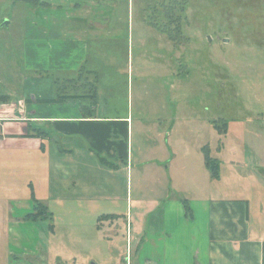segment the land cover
Returning <instances> with one entry per match:
<instances>
[{
	"label": "crops",
	"instance_id": "obj_1",
	"mask_svg": "<svg viewBox=\"0 0 264 264\" xmlns=\"http://www.w3.org/2000/svg\"><path fill=\"white\" fill-rule=\"evenodd\" d=\"M29 1L41 14L22 40L34 77L17 99L0 94V264H77L65 244L51 248L58 221L71 225L73 219L98 255L79 264H123L122 257L125 264H264V199L245 193L260 192L262 179L248 174L252 184L245 186V171L233 168L222 192L214 175L206 186L192 173L187 184H174L171 165L163 168L164 159L156 158L162 153H149L161 140L134 153L131 133L141 118L128 105L122 113L114 89L109 100L97 85L102 46L120 41L117 28L108 27L111 17L95 20L97 7L84 0ZM126 1L130 9L133 0ZM56 12L61 14L52 20ZM126 40L129 84L133 64ZM61 95V102H39ZM178 138L174 126L162 138L174 148L170 157ZM134 171H146L147 180L134 185ZM70 236L64 228L61 237L68 242Z\"/></svg>",
	"mask_w": 264,
	"mask_h": 264
},
{
	"label": "rangeland",
	"instance_id": "obj_2",
	"mask_svg": "<svg viewBox=\"0 0 264 264\" xmlns=\"http://www.w3.org/2000/svg\"><path fill=\"white\" fill-rule=\"evenodd\" d=\"M113 1L118 0L84 3L97 7L91 17L97 21L111 17L106 18L113 24L109 29L118 30L119 44L102 46L97 85L103 86L109 100L113 88V102L118 100L120 111L128 105L133 116L141 118L135 120L131 133L134 153L161 140L160 147L149 153L154 157L156 152L162 153L156 158L164 159L163 168L171 165L174 184L185 185L192 177L206 186L219 176L213 183L216 191L222 192L229 188L225 185L230 183L233 168L245 171V186L252 184L248 174H255L262 179L261 191L249 188L245 193L263 200L264 0H133L130 9L126 0L110 4ZM32 8L29 0L0 1V94L13 100L22 95L25 81L29 84L34 77L22 53V40L41 15H35ZM57 14L61 13L50 18L55 20ZM128 36L133 64L129 84L125 60ZM42 77L40 85L44 86L48 73ZM173 126L179 137L175 158L169 156L174 148L162 141ZM187 173L193 176L186 178ZM144 176L146 171H134V185L146 181ZM70 222L58 221L51 248L57 250L65 244L77 264L91 256L96 259L89 238L84 232L80 236L83 227L77 220ZM64 228L71 235L68 242L61 237ZM125 231L120 232L122 248ZM43 244L46 248V241ZM122 261L125 264L124 257Z\"/></svg>",
	"mask_w": 264,
	"mask_h": 264
},
{
	"label": "trees",
	"instance_id": "obj_3",
	"mask_svg": "<svg viewBox=\"0 0 264 264\" xmlns=\"http://www.w3.org/2000/svg\"><path fill=\"white\" fill-rule=\"evenodd\" d=\"M2 99H4V96H0V101H2ZM61 101H63V96L62 95L60 97H58V98L39 100V102H45V103H56V102H61ZM208 165H209V163H208ZM36 210L38 211V214L39 213H43V211H44L42 206H40V204H38L36 206ZM188 212H190L189 209H188Z\"/></svg>",
	"mask_w": 264,
	"mask_h": 264
}]
</instances>
